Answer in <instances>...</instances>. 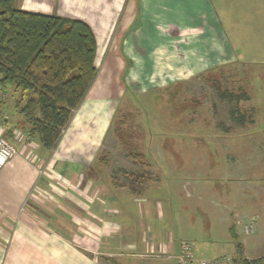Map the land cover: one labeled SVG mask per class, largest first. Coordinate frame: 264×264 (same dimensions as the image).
Masks as SVG:
<instances>
[{
	"label": "crops",
	"instance_id": "0c3cea01",
	"mask_svg": "<svg viewBox=\"0 0 264 264\" xmlns=\"http://www.w3.org/2000/svg\"><path fill=\"white\" fill-rule=\"evenodd\" d=\"M15 5L24 11L87 23L97 42L98 76L53 150L35 138V148L21 139L26 134L16 129L21 117L14 98L0 89V102H4L0 104V135L17 149L0 172V264H102L90 248L80 246L81 239L87 242L86 236L76 235L79 223L89 224L90 217L99 215L107 227L98 246L102 253L128 249L137 257L142 249L154 248L165 255L162 259L171 260L181 247L145 237L146 232L158 233L155 223L120 225L118 221L128 211L123 202L139 201L144 193L142 197L100 193L94 167L123 99L136 97L132 87H146L148 92L166 89L245 61L228 42L215 1L16 0ZM159 183L149 182L148 188ZM140 211L132 213L144 215ZM112 236L120 237L110 241ZM108 262L123 264L118 259Z\"/></svg>",
	"mask_w": 264,
	"mask_h": 264
},
{
	"label": "rangeland",
	"instance_id": "374dc122",
	"mask_svg": "<svg viewBox=\"0 0 264 264\" xmlns=\"http://www.w3.org/2000/svg\"><path fill=\"white\" fill-rule=\"evenodd\" d=\"M214 1L228 42L245 61L166 89L132 87L136 97L123 99L94 177L107 196L144 193L139 201L123 202L128 211L118 221L155 223L158 233L146 232L148 239L178 248L190 244L204 259L234 258L237 240L247 258L264 257V0ZM9 88L4 90L12 99ZM238 96L240 114L234 116ZM139 210L144 215L132 213ZM98 217L79 223L76 235L86 236L90 244L81 239L80 246L100 263L137 258L131 264H176L154 248L137 257L128 249L102 253L107 227Z\"/></svg>",
	"mask_w": 264,
	"mask_h": 264
},
{
	"label": "trees",
	"instance_id": "16d2710c",
	"mask_svg": "<svg viewBox=\"0 0 264 264\" xmlns=\"http://www.w3.org/2000/svg\"><path fill=\"white\" fill-rule=\"evenodd\" d=\"M15 1L0 0V89H12L21 117L16 129L53 150L97 79L96 38L81 20L24 11ZM235 244L236 263L264 264V257L246 259L244 246Z\"/></svg>",
	"mask_w": 264,
	"mask_h": 264
},
{
	"label": "built area",
	"instance_id": "2783aa9c",
	"mask_svg": "<svg viewBox=\"0 0 264 264\" xmlns=\"http://www.w3.org/2000/svg\"><path fill=\"white\" fill-rule=\"evenodd\" d=\"M4 96L2 95L1 99ZM1 112V106H0ZM21 139L28 140V143L35 148L37 146L34 138H30L28 135H20ZM17 155V149L15 146L8 143L1 135H0V172L6 167V165L12 160L14 156ZM172 259L176 264H238L233 258H218V259H203L199 260L196 257L193 246L190 244H183L181 246V250L179 254L172 256Z\"/></svg>",
	"mask_w": 264,
	"mask_h": 264
}]
</instances>
